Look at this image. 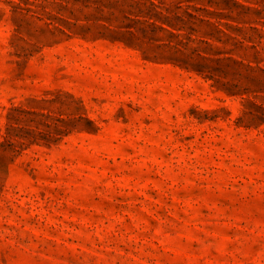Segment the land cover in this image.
Masks as SVG:
<instances>
[{
  "label": "rangeland",
  "instance_id": "rangeland-1",
  "mask_svg": "<svg viewBox=\"0 0 264 264\" xmlns=\"http://www.w3.org/2000/svg\"><path fill=\"white\" fill-rule=\"evenodd\" d=\"M0 264H264V0H0Z\"/></svg>",
  "mask_w": 264,
  "mask_h": 264
}]
</instances>
